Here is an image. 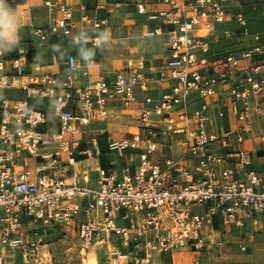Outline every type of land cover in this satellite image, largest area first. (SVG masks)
I'll return each mask as SVG.
<instances>
[{"label":"built area","instance_id":"obj_1","mask_svg":"<svg viewBox=\"0 0 264 264\" xmlns=\"http://www.w3.org/2000/svg\"><path fill=\"white\" fill-rule=\"evenodd\" d=\"M157 2L165 7L136 3L157 22L150 34L165 36L157 75L138 61L79 84L72 72L88 76L100 62L82 66L67 56L64 77L26 72L30 44L42 47L50 36L78 42L84 29L106 26V18L79 4L75 19L73 6L46 0L59 15L35 26L25 18L28 0L20 1L18 18L29 39L20 35L9 60L0 54V264H41L43 227L74 234L83 245L115 237L127 250L113 245L110 264H155L181 246L199 252L212 221L218 231H237L242 252L247 236L264 235V170L251 167L255 156L264 158V30L220 0ZM252 10L264 16V7ZM153 81L166 90L150 95ZM8 90L22 96L2 94ZM115 112L136 120L135 131L107 136L108 152L124 163L118 170L96 164L95 178L89 167L66 172L61 157L72 165L80 142L69 136ZM49 116L58 119L57 130L45 128ZM79 152L99 157L101 149L92 142Z\"/></svg>","mask_w":264,"mask_h":264},{"label":"crops","instance_id":"obj_2","mask_svg":"<svg viewBox=\"0 0 264 264\" xmlns=\"http://www.w3.org/2000/svg\"><path fill=\"white\" fill-rule=\"evenodd\" d=\"M20 1L21 0H19L18 5L15 6L18 14ZM45 1L46 0H28L29 7L26 11L25 17L28 22L35 26L46 25L51 23L59 15L58 11L50 10L49 8H47L44 4ZM51 1L73 6L75 19H78L80 16L78 5L83 4L86 7L87 12L93 17L106 18L107 25L97 29H84V31L82 32L84 35V39H81L78 42H74L71 37L50 36L48 41L42 47H35V45L30 44L31 51L27 55V65L25 67L26 72H29L30 70L40 69L42 71H50L59 77H64L69 72V69L65 64V59L67 56H73L76 61L82 66H85L86 62L89 59H94L95 61L100 62V67L89 68L88 76H83L78 70L72 72L73 76L78 80L79 84H85L88 80L95 79L99 76H105L108 78L113 75L116 69L110 66L109 61H112L114 59V52L120 53V55L117 53L115 55V59L119 58L122 55L121 52L123 51V48H125L126 50V48L128 47L131 49V53L126 51L123 56L136 57V64L138 61H141L144 64L146 71L152 78L157 75L156 71L160 68L163 61L162 46L165 36L164 34H150L157 22L148 19L146 17V14L139 13L136 9V3L143 2L147 10H151L154 7L164 8V4L158 3L157 0ZM220 2L225 5L231 12H243L250 19L254 29L264 30V23H262L261 27H258V25H256L252 20V13H259V11L252 10V6L256 5L259 10L260 8L264 7V0H220ZM20 35L24 41H27L29 39L28 31L25 28H22L20 30ZM94 36L100 37L102 41L100 46H94L90 42V39ZM114 48H116L115 51ZM85 53H91L90 57L87 60L84 59ZM14 55L15 51L12 50L9 52H4L3 57L6 60H9ZM52 55H55L59 59L58 63L52 62ZM149 88L150 89L148 93L152 96H155L160 92L166 90V88L159 87L154 81L149 84ZM13 92L16 93L18 91H10V93L8 94L16 95ZM57 121L58 119L55 116H49L48 123L45 125V128H48L50 130H57L59 127ZM89 128L90 127L85 128V131L81 132L79 135L75 134V136L78 135L80 137V142L78 150L74 155V163L72 165H69L65 160V155H62L61 159L65 164L64 170H67L66 172L70 173V170L72 168L84 169L86 167H89V175L92 177V174H97L94 170L96 164L102 166L101 160L104 163V166L102 167L118 170V168L124 163L125 159L120 158V160L118 161L117 159L112 158L111 153H109L107 150L106 142L104 145L105 149L103 151L101 150V154L99 157L87 156L86 154H82L79 152L90 147L92 142L97 143L95 136L89 137L91 133L93 134V130L92 132H89ZM95 131H99V133L104 134L107 130L106 128H100L96 129ZM107 136L108 135H106L105 141L107 140ZM99 137L97 138L99 139ZM83 142L89 143L90 145L84 148L82 144ZM249 146V142L244 144V147ZM78 163L82 164L83 166L79 168L77 166L79 165ZM251 167L259 172L264 170V158L255 156L253 158ZM209 229L216 230L215 221H212L210 223ZM205 232L209 239L208 227ZM247 239L249 240L248 248L251 249V251L249 253H245L246 256L250 257L246 260H250L251 262H253V264H264V250H262L264 249V235L257 233L253 238L247 236L244 240ZM99 242H107L104 246L106 255L107 251L110 249L109 243L113 245L118 244L120 246L118 240L116 238L114 239L113 237L108 239V241L104 240ZM256 244H259L261 246L260 250L262 256L260 257L255 250ZM190 252L197 253V251L194 250H190ZM165 256H168V254L166 253L160 255L159 257H156L155 262L157 260L158 262H164ZM170 257L171 264H174L172 253L170 254ZM127 263L131 264V261L128 260Z\"/></svg>","mask_w":264,"mask_h":264},{"label":"rangeland","instance_id":"obj_3","mask_svg":"<svg viewBox=\"0 0 264 264\" xmlns=\"http://www.w3.org/2000/svg\"><path fill=\"white\" fill-rule=\"evenodd\" d=\"M258 14L259 13L255 12L252 13V20L256 25H258V27H261L262 23H264V17H262L261 14ZM223 26L225 25H222L221 27ZM115 49L116 48H114V51ZM126 51L131 53L130 48L127 47L126 50L123 48V51L121 52L122 55L116 59V53L119 55L120 53L114 52V59L109 61L112 68L121 70L136 65V57L123 56ZM8 93H10V90L2 92V94L6 96ZM15 94L16 95L13 94L15 97L22 96L21 92H16ZM135 126V117L131 116L127 112H115L107 117L103 122H95V124L89 128V132H92L93 130V134L91 133L89 137L95 136L97 143L99 144V142H101L104 146L106 142V135L110 134L115 137L123 136L135 131ZM100 128H106L107 131L104 134L99 133V131H95ZM255 132H259L258 125H255ZM97 137H99V139ZM74 138H78V135L69 136V139ZM82 144L84 148L90 145L85 142ZM111 157L117 159L118 161L120 160L115 152L111 153ZM77 166L80 168L83 165L79 164ZM92 175V178L97 177L95 174ZM39 226L40 225H38V227ZM208 233L209 239L206 240L205 245L201 247L197 253L190 252L191 249L185 246L175 248L172 252L174 264H194V260H197L198 264H240V262L250 258L249 256H246L245 253H249L251 249L247 247L245 252H242L239 249L241 236H239L237 231L222 228V231L209 230ZM113 238L115 239V237ZM38 240L40 244L36 250V258L37 261L41 262V264H110V257H108L107 260L106 250L104 247L105 244L103 242L97 243V246L84 249L85 245L81 244L74 234L65 236L58 229L48 227L39 229ZM244 242L249 244L248 239L244 240ZM109 245L111 249H114L113 244L109 243ZM120 247L123 251L127 250V248H124L121 243ZM255 247L256 253H258L259 257L262 256L260 250L261 246L256 244ZM131 248L132 244L128 246V250ZM95 253L96 260L94 261L91 260V255L95 256ZM155 263L171 264L170 254L168 253V256H165L164 262H158L157 260Z\"/></svg>","mask_w":264,"mask_h":264},{"label":"clouds","instance_id":"obj_4","mask_svg":"<svg viewBox=\"0 0 264 264\" xmlns=\"http://www.w3.org/2000/svg\"><path fill=\"white\" fill-rule=\"evenodd\" d=\"M22 24L19 21L17 9L9 0H0V54L15 49L20 39ZM91 53H85L87 60Z\"/></svg>","mask_w":264,"mask_h":264},{"label":"bare ground","instance_id":"obj_5","mask_svg":"<svg viewBox=\"0 0 264 264\" xmlns=\"http://www.w3.org/2000/svg\"><path fill=\"white\" fill-rule=\"evenodd\" d=\"M78 164H80V163H78ZM104 244L105 243H107V242H103ZM94 247V246H97V242H89V243H87L86 245H85V248L84 249H86V248H90V247ZM100 248V247H99ZM98 249V248H97ZM110 250H112L111 248L107 251V255H106V257H107V260H108V257H109V252H110ZM99 251V250H98ZM99 253V252H98ZM98 256V255H97ZM101 257V256H100ZM180 258V257H179ZM91 260H96V253H95V256H93V255H91ZM125 260L123 259V262H124ZM98 262V261H97ZM96 264V263H95Z\"/></svg>","mask_w":264,"mask_h":264},{"label":"trees","instance_id":"obj_6","mask_svg":"<svg viewBox=\"0 0 264 264\" xmlns=\"http://www.w3.org/2000/svg\"><path fill=\"white\" fill-rule=\"evenodd\" d=\"M99 147H100V149H101L102 151L105 149V146H103V145L101 144V142H99ZM83 157H85V156H83ZM101 165L104 166V163H103L102 160H101Z\"/></svg>","mask_w":264,"mask_h":264}]
</instances>
